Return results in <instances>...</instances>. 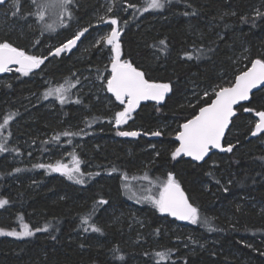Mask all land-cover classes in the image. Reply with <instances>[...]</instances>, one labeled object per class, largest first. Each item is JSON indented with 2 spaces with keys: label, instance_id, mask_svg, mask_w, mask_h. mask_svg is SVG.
Segmentation results:
<instances>
[{
  "label": "trees",
  "instance_id": "16d2710c",
  "mask_svg": "<svg viewBox=\"0 0 264 264\" xmlns=\"http://www.w3.org/2000/svg\"><path fill=\"white\" fill-rule=\"evenodd\" d=\"M9 1L0 42L47 59L26 76L16 70L0 76V122L14 114L0 139L8 149L0 153V198L9 201L0 208V230L25 223L33 231L21 239L1 235L0 264H158L155 253L166 250L169 258L159 264H264V134L251 137L264 90L237 107L224 138L232 152L201 164L171 155L179 125L214 98L204 93L229 86L252 60L264 59V0H163L153 11H142L146 0H114L122 58L146 79L170 85L162 104H142L133 113L123 131L141 133L131 139L113 126L123 106H107L98 89L81 87L85 71L102 83L111 47L90 40L87 50L71 53L91 39L102 0H73L43 21L36 17L40 0ZM84 28L71 52L49 55ZM66 81L73 86L64 104L55 94L46 98ZM156 131L161 135L152 137ZM73 156L80 173L71 180L34 167L50 164L47 157L72 167ZM169 174L198 208L196 224L177 222L125 192L135 177L146 176L151 186Z\"/></svg>",
  "mask_w": 264,
  "mask_h": 264
},
{
  "label": "snow or ice",
  "instance_id": "6c2138e0",
  "mask_svg": "<svg viewBox=\"0 0 264 264\" xmlns=\"http://www.w3.org/2000/svg\"><path fill=\"white\" fill-rule=\"evenodd\" d=\"M19 0H13L14 6ZM35 3V0H33ZM73 0H40L36 4V17L38 20L43 21L46 14L56 7L63 9L70 8ZM5 0H0V4H4ZM135 7V5H129ZM164 7L163 0H146V7L143 11L150 9H160ZM112 11L111 8L108 9ZM15 14V13H14ZM67 15L71 18V12L68 11ZM257 15H261L259 12ZM103 22L104 18L100 17ZM110 23L111 31L102 36L96 41L97 44H106L111 46L112 58H111V75L107 78L106 88L121 105H124L122 111L115 113V124L119 126L126 123L131 117V113L136 109L141 101L153 100L161 102L165 99V94L170 91V85L168 83H157L145 78V73L134 67L133 64L127 60L121 59V46L119 38L121 31L118 29V21L112 18L108 21ZM46 30L54 31L55 29L51 24L45 25ZM88 31L87 28L77 32L76 35L67 40L66 43L55 48L54 53L50 52L49 55L59 56L66 49H71L77 44V41ZM161 45L165 44L164 40L160 41ZM188 58L191 59V54ZM47 57H41L37 55H29L24 50L14 47L10 42H0V72L10 71L9 65H18L17 72L23 75L35 68H39ZM68 85H60L54 90H49L45 96L55 94L57 100L64 104L66 102L65 93L68 88L73 85L66 81ZM257 86H264V59H255L251 61V67L246 71L240 72L235 76V82L231 83L227 87L218 86V90H214V99L210 104L200 107L199 112L191 119L179 125V129L175 134V140L179 142L178 146L171 153L172 158L183 154L184 156L191 157L194 161H202L208 155L212 149H219L222 152H232L233 145L228 144L227 147L222 146V139L225 137V130L229 128L231 119L235 116L234 105H238L241 101L249 100V94ZM205 96H209L208 92L204 93ZM79 101H77L78 103ZM245 112H251L252 109L245 108ZM14 114L10 113L3 119V123H0V129L9 125L10 120ZM255 116L258 117V121L254 125V130L251 135L256 136L258 133H264V110L255 112ZM120 136H137L138 132L135 131H120L117 133ZM65 136L74 135V133L65 132ZM153 136H160L159 131L151 133ZM58 139V137H53ZM8 149L5 143L0 142V153L6 152ZM74 166L69 168L66 164L57 162L53 164H38L34 167L48 168L53 172H60L67 176L68 179H74L75 173H80L79 160L73 156ZM20 171V169H16ZM82 175V173H81ZM147 179V177H145ZM77 183H82V180L77 179ZM219 183V181H217ZM127 187V185H125ZM150 191V190H149ZM227 191V189H225ZM135 195V193H133ZM143 199L150 201L155 208L161 213H168L170 216L175 217L178 220L189 221L192 224H196L198 220V208L193 206L189 202V198L185 195L179 183L173 178L172 174H169L167 181L164 182L159 188L158 196L152 195L143 197ZM9 201L4 198H0V208L7 205ZM100 203H106L101 200ZM83 223L88 224V220L84 219ZM207 223V220L204 221ZM46 229L37 228L36 231H42ZM88 229L85 228V231ZM93 232H99L100 229L91 226ZM0 235H8L15 237L32 236L33 231L29 229L28 224L22 223L20 231H8L4 232L0 230ZM171 250L159 251L155 255L159 258V262H162L169 258ZM158 262V264H159Z\"/></svg>",
  "mask_w": 264,
  "mask_h": 264
},
{
  "label": "rangeland",
  "instance_id": "374dc122",
  "mask_svg": "<svg viewBox=\"0 0 264 264\" xmlns=\"http://www.w3.org/2000/svg\"><path fill=\"white\" fill-rule=\"evenodd\" d=\"M12 5V1H8L7 3H5L2 7H1V10H0V20L3 22L4 20H5V18H4V16L7 14V12H5V11H8V9H9V7ZM114 5H115V2H114V0H102V8H103V11H102V13H100V16H99V18L94 22V24H93V27L94 28H96L95 29V31H94V33L92 34V37H91V39H89L88 41H87V43H83V42H81L71 53H76V52H83V51H85V50H87V44L88 43H90V40L91 41H93V43H94V45L95 46H97L98 44L96 43V41L97 40H99L102 36H104L106 33H108V32H110L111 31V25H110V23L108 22L110 19H112V18H115V16H116V13H115V11H114ZM146 7V6H145ZM145 7H143V9L145 8ZM109 8H111L112 9V11L111 12H109L108 11V9ZM130 8V7H129ZM143 9H142V11H143ZM153 10H155V9H150V10H148V11H153ZM121 11L122 12H127V9L125 8H123V9H121ZM7 16H8V14H7ZM9 17V16H8ZM100 17H103L104 18V20H103V22L100 20ZM10 18V17H9ZM11 19V18H10ZM116 27H118V29L121 31V27H120V25L117 23V26ZM85 34V33H84ZM76 35V34H75ZM74 35V36H75ZM64 43H66V42H64ZM63 43V44H64ZM59 46H61V45H58V44H54V50H53V53H54V51H55V48H57V47H59ZM111 47V46H110ZM66 51H64V52H62L61 54H63V53H65ZM27 53V52H26ZM27 54H29V53H27ZM30 55V54H29ZM112 53L106 58V64H104V66H107L106 68V70H107V74H106V76L103 78V80H102V83L101 84H99V83H97V82H95V80L94 79H92V77L90 76L91 74H89L87 71H85V72H83L82 73V84H81V87L82 86H93L94 88H96V89H98L99 90V92H100V96H101V99H103V100H106L107 101V106H112L113 104H120L119 103V101H115V99L113 98V96L111 95V93H109L108 91H107V88H106V83H107V78L108 77H110V75H111V58H112ZM121 59L122 60H124L123 58H122V54H121ZM13 70H16V69H11L10 71H7V73H11ZM65 87H66V85H65ZM51 90H54V89H51ZM210 94H213V91L211 92L210 91V93H209V95ZM52 95H50V97H51ZM68 100V98L66 99V101ZM54 103V100H50V102H49V104L50 105H52ZM60 103V102H59ZM48 104V105H49ZM121 105V104H120ZM121 106H123L124 107V105H121ZM123 107H122V110H123ZM121 110V111H122ZM133 118V113L131 114V117L127 120V122L126 123H123V124H121V125H119V126H116V124H115V121H114V123H113V126H115V128L118 130V132H120V131H123V128L125 127V125H127L129 122H130V120ZM4 119V118H3ZM11 121V120H10ZM0 123H3V120L0 122ZM10 123V122H9ZM8 126H6L5 128H3V129H0V139H5L6 137H7V135L8 134H6L5 133V130H7L8 128H7ZM80 131V130H79ZM117 132V133H118ZM138 133H141V132H138ZM117 136H119V137H122V138H135L136 136H120V135H118L117 134ZM152 137H153V135H152ZM154 137H158V136H154ZM0 141H2V140H0ZM68 152H63V154H61V156H68ZM49 157H47V159L46 160H44V161H46V162H49L50 164L52 163L51 161H49ZM44 161H42V162H44ZM73 167V166H72ZM72 167H69V168H72ZM145 177L146 176H142V177H135L134 179H131V180H129L128 181V183L130 182V183H132V182H134V185H136L135 184V182H137V184H140V185H136V187L134 186V185H132V184H130V185H127V188L125 189V192H126V194H128L129 195V197H132V198H134V197H136V199H139V200H145V199H143V197H146V196H149V195H152V196H154V197H156V196H158V194H159V188H160V186L164 183V182H166L167 181V179L166 180H164V181H155L151 186H150V184H147L146 183V180H148V179H145ZM138 186L140 187V188H138ZM144 186V187H143ZM155 187V188H154ZM154 188V189H153ZM150 190V191H149ZM141 191V192H140ZM133 193H135V195H133ZM148 201V200H147ZM154 206V205H153ZM13 230H15V231H20L21 230V227L20 228H15V229H13ZM13 230H10V231H13ZM4 232H8V231H4ZM1 236V235H0ZM10 237H13V238H18V239H21V238H24V237H15V236H10ZM26 237H28V236H26Z\"/></svg>",
  "mask_w": 264,
  "mask_h": 264
},
{
  "label": "water",
  "instance_id": "95a60500",
  "mask_svg": "<svg viewBox=\"0 0 264 264\" xmlns=\"http://www.w3.org/2000/svg\"><path fill=\"white\" fill-rule=\"evenodd\" d=\"M7 1H9V0H5V2H7ZM2 5H4V4H0V6H2ZM82 40V37L80 38V40H78L77 41V44L76 45H74L71 49H66L65 51L66 52H71L79 43H80V41ZM17 67H19L18 65H15V64H13V65H9V68L10 69H16ZM251 67V64H250V66L248 67V68H250ZM247 68V69H248ZM37 68H35V69H32L31 71H35ZM246 69V70H247ZM245 70V71H246ZM5 73H7V71L6 72H0V76L1 75H3V74H5ZM235 82V79H234V81H233V83ZM262 90H264V86H257V88L256 89H253L252 90V92L249 94V100L251 99V97H252V95H254L255 93H257V92H259V91H262ZM169 93V92H168ZM168 93H166L165 94V97L168 95ZM112 95V94H111ZM113 96V95H112ZM113 98L115 99V97L113 96ZM215 98V97H214ZM213 98V99H214ZM249 100H247V101H241V102H239V104L238 105H234L233 107H234V111H235V113H236V109H237V107L239 106V105H241V104H245V103H247ZM164 101V100H163ZM163 101H161V102H156V101H153V100H146V101H141L140 102V104L136 107V109L133 111V112H135L136 110H137V108L140 106V105H142V104H154V105H160V104H162V102ZM211 103V102H210ZM132 112V113H133ZM198 112H199V110H198ZM197 112V113H198ZM131 113V114H132ZM236 115V114H235ZM234 118V117H233ZM233 118L231 119V121L233 120ZM255 119H256V122L258 121V117H256L255 116ZM231 121H230V124H229V128H230V125H231ZM229 128L228 129H226L225 130V136H226V134H227V132H228V130H229ZM254 130V129H253ZM264 133H258L256 136H253V135H251V137L252 138H256V137H259V136H261V135H263ZM225 138V137H224ZM224 138L222 139V141H221V143H222V146H224ZM174 142L176 143V147L178 146V144H179V142L178 141H176L175 140V137H174ZM225 147V146H224ZM214 153H218V154H224V153H227V152H222V151H220L219 149H212L209 153H208V155L204 158V160H202V161H194V160H192V158L191 157H187V156H184L183 154H181L180 156H178L177 158H184V159H186V160H190L191 162H193V163H197V164H201V163H203V162H205L209 157H210V155H212V154H214ZM173 176V175H172ZM174 178V177H173ZM186 195V194H185ZM165 216H168V217H170V218H172V219H174L175 221H177V222H180V223H188L189 221H182V220H178V219H176L175 217H173V216H170L168 213H163Z\"/></svg>",
  "mask_w": 264,
  "mask_h": 264
},
{
  "label": "flooded vegetation",
  "instance_id": "af4514ba",
  "mask_svg": "<svg viewBox=\"0 0 264 264\" xmlns=\"http://www.w3.org/2000/svg\"><path fill=\"white\" fill-rule=\"evenodd\" d=\"M7 2H8V1H7ZM7 2H5V3H7ZM5 3H4V4H5ZM2 6H3V5H2ZM0 7H1V6H0ZM115 100H116V99H115ZM133 113H134V112H133Z\"/></svg>",
  "mask_w": 264,
  "mask_h": 264
}]
</instances>
